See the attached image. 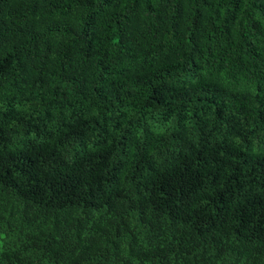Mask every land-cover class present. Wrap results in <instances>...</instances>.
Returning <instances> with one entry per match:
<instances>
[{"label":"trees","instance_id":"obj_1","mask_svg":"<svg viewBox=\"0 0 264 264\" xmlns=\"http://www.w3.org/2000/svg\"><path fill=\"white\" fill-rule=\"evenodd\" d=\"M0 264H264V0H0Z\"/></svg>","mask_w":264,"mask_h":264}]
</instances>
